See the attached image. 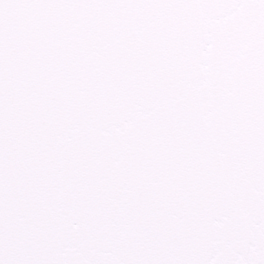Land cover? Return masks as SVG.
Wrapping results in <instances>:
<instances>
[{"label":"snow or ice","instance_id":"obj_1","mask_svg":"<svg viewBox=\"0 0 264 264\" xmlns=\"http://www.w3.org/2000/svg\"><path fill=\"white\" fill-rule=\"evenodd\" d=\"M0 264H264V0H0Z\"/></svg>","mask_w":264,"mask_h":264}]
</instances>
